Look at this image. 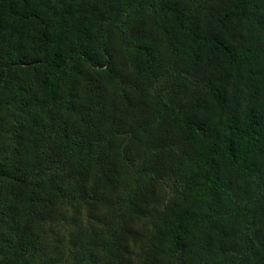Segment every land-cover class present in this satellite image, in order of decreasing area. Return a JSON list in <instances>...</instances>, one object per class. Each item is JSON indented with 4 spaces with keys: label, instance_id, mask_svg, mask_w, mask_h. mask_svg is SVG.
<instances>
[{
    "label": "trees",
    "instance_id": "obj_1",
    "mask_svg": "<svg viewBox=\"0 0 264 264\" xmlns=\"http://www.w3.org/2000/svg\"><path fill=\"white\" fill-rule=\"evenodd\" d=\"M264 264V0H0V264Z\"/></svg>",
    "mask_w": 264,
    "mask_h": 264
},
{
    "label": "rangeland",
    "instance_id": "obj_2",
    "mask_svg": "<svg viewBox=\"0 0 264 264\" xmlns=\"http://www.w3.org/2000/svg\"><path fill=\"white\" fill-rule=\"evenodd\" d=\"M70 213L71 209L68 207L65 218L44 224L43 249L51 257L61 256L58 264H72L70 261V252L66 246V239L76 226L71 221Z\"/></svg>",
    "mask_w": 264,
    "mask_h": 264
}]
</instances>
